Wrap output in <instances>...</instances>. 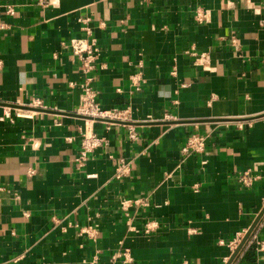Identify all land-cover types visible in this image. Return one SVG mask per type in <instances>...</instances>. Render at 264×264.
<instances>
[{
  "label": "crops",
  "instance_id": "obj_1",
  "mask_svg": "<svg viewBox=\"0 0 264 264\" xmlns=\"http://www.w3.org/2000/svg\"><path fill=\"white\" fill-rule=\"evenodd\" d=\"M53 1L0 0V104L20 107L0 105V264H230L264 211V0ZM86 30L97 102L127 122L77 114ZM87 128L104 142L79 165ZM250 240L232 264H264Z\"/></svg>",
  "mask_w": 264,
  "mask_h": 264
},
{
  "label": "built area",
  "instance_id": "obj_2",
  "mask_svg": "<svg viewBox=\"0 0 264 264\" xmlns=\"http://www.w3.org/2000/svg\"><path fill=\"white\" fill-rule=\"evenodd\" d=\"M39 3L44 8L53 7L57 5L56 1L53 0H39ZM7 13L9 15H14L13 8H9ZM210 14L205 13H199L197 14V20L199 23L208 22ZM84 22H87L88 20H83ZM4 28V26L0 27ZM88 33L87 37L85 38H78V39H72L70 41V50L71 53L74 54L75 57H77L80 62V70L83 72V74L86 76L84 84L82 86V90H84L83 99L78 107L77 114L82 115L87 118H93V119H103V120H109L111 122H127L128 118V112L122 111V110H106L100 107V104L97 102L98 92L94 89V78L89 77V75L93 72L95 68V64L97 62L98 57L100 56L101 48L99 46L98 41L95 38H91L89 35L90 33L88 30H86ZM232 47L236 51H239V45L236 43V41H232ZM203 61L206 60V58L203 56ZM2 66V63L0 62V68ZM34 106L36 108H42L43 103L41 101H36L34 103ZM93 121V120H92ZM129 138L133 141H136L138 138V135L135 132L134 128H130V134ZM206 137L200 134H193L187 142L186 146L183 149V153L187 156L193 155V154H200L203 153L206 149ZM73 139L69 138L68 141L71 142ZM104 140L101 137L96 136L94 132L87 128L86 131L83 134L81 146L82 150L80 153V156L78 158V164L83 165L87 159L88 155L93 153L95 150L99 149L101 145L103 144ZM113 159V157H110ZM118 167L116 170V179L119 180L121 178H124L128 176L131 172V165L124 160L123 158L118 159ZM241 183L245 186H251L253 181H255V177L252 176L251 172L244 173L243 176L240 178ZM138 203H142L141 200L137 201ZM152 228L148 227L146 228V232H151ZM251 243H256V250L260 255L264 256V240H258L256 236L252 237V240H250ZM239 240H236L233 242L235 246L239 244ZM232 244V245H233ZM129 251H126L124 254L125 256L128 255Z\"/></svg>",
  "mask_w": 264,
  "mask_h": 264
},
{
  "label": "water",
  "instance_id": "obj_3",
  "mask_svg": "<svg viewBox=\"0 0 264 264\" xmlns=\"http://www.w3.org/2000/svg\"><path fill=\"white\" fill-rule=\"evenodd\" d=\"M0 105H3V104H0ZM5 106H8V107H13V108H20L18 106H13V105H10V104H4ZM3 105V106H4ZM84 117V116H83ZM87 118V117H85ZM87 119H90V120H93V121H96V122H99V121H104V122H108L109 120H103V119H93V118H87ZM114 123H117V122H114ZM123 123V122H121ZM264 215V211L260 214L259 218L257 219V221L254 223V225L252 226L251 230L247 233L246 237L244 238V240L242 241V243L239 245V247L237 248V250L235 251L234 253V257L232 258L230 264H232L234 262V259L238 256L239 252L246 246V244L248 243V241L250 240V238L252 237V232L254 231L255 227L257 226V224L260 222V220L262 219V216Z\"/></svg>",
  "mask_w": 264,
  "mask_h": 264
}]
</instances>
